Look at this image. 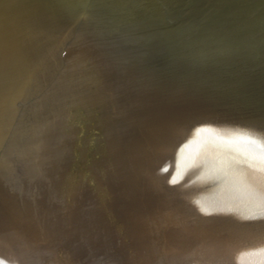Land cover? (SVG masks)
<instances>
[{
  "label": "bare ground",
  "instance_id": "bare-ground-1",
  "mask_svg": "<svg viewBox=\"0 0 264 264\" xmlns=\"http://www.w3.org/2000/svg\"><path fill=\"white\" fill-rule=\"evenodd\" d=\"M115 2L0 0V264H264V0L159 68Z\"/></svg>",
  "mask_w": 264,
  "mask_h": 264
},
{
  "label": "rangeland",
  "instance_id": "rangeland-1",
  "mask_svg": "<svg viewBox=\"0 0 264 264\" xmlns=\"http://www.w3.org/2000/svg\"><path fill=\"white\" fill-rule=\"evenodd\" d=\"M98 1H100V8L102 9V11H103V13H102V15H105V13L109 10V7H108V0H98ZM115 1H117V2H115V6H114V13H115V15H116V17L118 18V16H120L121 14H124V13H127V14H129L128 15V18H127V21L126 20H124V21H117L115 24H112V27L109 29V33H115V34H119L118 36L123 40V41H128V42H130V43H133V44H138V45H136L139 49H141L140 48V46L141 47H143V46H145V47H143L141 50H144L145 51V49H147L146 51H148V53L149 52H151V53H149V54H151V56L152 57H156V59H154V63H155V66L157 67V68H159V66L160 65H162L163 63L162 62H168L169 60H171L172 59V56H174L173 54H177L179 51H181V50H183L185 47H187V45H189L192 41H193V39H194V37H196L197 36V31H199L200 30V23H201V20H205L204 19V17L206 18V20L204 21L205 23H208V21H209V23L208 24H212V26H215V28H216V30H218V31H220L221 33H225V34H230L231 36L232 35H240V33H239V31L237 30L238 28H236V26H235V24H234V22H232V21H230V22H228V23H220L219 25H216L215 23V20H217L216 19V16L217 15H219V16H223V14L221 13V10L222 9H218V7H219V4H213V2L215 1V0H208L207 2V4L206 3H203L202 4V0H196V1H198V4H195V5H192V2H189V0H157L158 2H155L156 0H138V1H135V0H115ZM129 1V2H128ZM136 3H135V2ZM143 1V2H142ZM145 1H147V2H145ZM162 1H164V2H162ZM176 1H178V2H176ZM104 2V3H103ZM125 2V3H124ZM128 2V3H127ZM131 2H132V4H131ZM137 2H139V3H137ZM171 2H172V4H171ZM174 2H175V4H174ZM189 2V3H188ZM107 3V4H106ZM170 3V4H169ZM185 3V4H184ZM210 3H212V4H210ZM129 4V5H128ZM135 4V5H134ZM158 4V5H157ZM188 5V9L191 7V10H192V12H191V10L189 9V12L186 10L187 9V5ZM125 5V6H124ZM155 5H156V7H155ZM160 5L161 6H163L162 7V9H161V7H160ZM167 5V6H166ZM175 5V6H174ZM181 5V6H180ZM184 5H186V8H185V6ZM198 5V6H197ZM205 5L207 6V7H205ZM211 5V6H210ZM128 6V7H127ZM141 8H140V7ZM144 8H143V7ZM145 6H147L146 8H145ZM158 6H159V8H158ZM168 6H171V7H168ZM173 6V7H172ZM193 6V7H192ZM195 6V7H194ZM218 6V7H217ZM122 7H124V8H122ZM127 7V8H126ZM149 7V8H148ZM152 7V8H151ZM155 7V8H154ZM166 7H168V8H166ZM178 7V8H177ZM185 8V9H181L180 10V8ZM198 9H197V8ZM204 7H205V9H204ZM215 7H216V9H215ZM138 8V9H137ZM154 8V9H153ZM175 8H177L176 10H174ZM201 8V9H200ZM124 9H126V10H124ZM144 9V10H143ZM152 9V12L150 11ZM197 10V13H196V10ZM199 9L200 10H202V9H204L203 11H199ZM210 9V10H209ZM214 9V10H213ZM105 10H107V11H105ZM146 10V11H145ZM149 10V11H148ZM159 10V11H158ZM165 10H167V11H165ZM220 11V12H218V11ZM167 12V13H165V12ZM175 11H178V13L176 14V12ZM180 11V12H179ZM188 13H187V12ZM199 11V12H198ZM144 12V13H143ZM148 12V13H147ZM158 12V13H157ZM163 12V13H162ZM174 12V13H173ZM182 12V13H181ZM186 12V13H185ZM193 12H195L196 14H193ZM200 12H202V14L200 13ZM207 12L209 13V14H207ZM120 13V14H119ZM140 13V14H139ZM171 13H172V16H171ZM181 13V14H180ZM184 13L185 14H187L186 16H183L184 15ZM201 14V15H199V14ZM216 13V14H215ZM219 13H221V14H219ZM143 14H144V16H146V17H144L143 16ZM145 14H147V15H145ZM148 14H150V15H148ZM151 14H152V17H150L151 16ZM156 14V15H155ZM162 14H163V16H162ZM183 14V15H182ZM191 15V16H189V15ZM193 14V15H192ZM205 16H204V15ZM213 14V15H212ZM159 15V16H158ZM162 17H161V16ZM165 15V16H164ZM183 17H182V16ZM209 15V16H208ZM134 16V17H133ZM136 16V17H135ZM167 16V17H166ZM175 16V17H174ZM189 16V17H188ZM196 16H200L199 18L197 17L196 18ZM204 16V17H203ZM138 17V18H137ZM154 17H156V18H154ZM159 17V18H158ZM170 17H172V18H170ZM178 17V18H177ZM181 17V18H180ZM185 17H186V19H185ZM136 18H137V20H136ZM163 18H164V20H163ZM176 18V19H175ZM183 18V19H182ZM191 20H190V19ZM193 18H194V20H193ZM203 18V19H202ZM207 18H208V21H207ZM209 18H210V20H209ZM215 18V19H214ZM134 19V20H133ZM143 19V20H142ZM159 19H160V21H159ZM166 19V20H165ZM167 19H170L169 21L167 20ZM175 19V20H174ZM181 19V23L179 22V20ZM198 19V20H197ZM142 20V21H141ZM176 20H178V21H176ZM129 21V22H128ZM136 21V22H135ZM144 21V22H143ZM162 21V22H161ZM172 21H174V22H172ZM175 21H176V23H175ZM186 21V22H185ZM188 21H189V24H187V26L185 25L186 23H188ZM197 21L199 22V23H197ZM145 22H147L146 24H145ZM158 22V23H157ZM164 22V23H163ZM170 22H172V23H170ZM178 22V23H177ZM192 22V23H191ZM203 22V23H204ZM123 23V24H122ZM125 23V24H124ZM138 23V24H137ZM143 23V24H142ZM151 23V24H150ZM185 23V24H184ZM195 23V24H194ZM127 24V25H126ZM137 24V25H136ZM139 24H141V25H139ZM145 24V25H144ZM170 24H172V25H170ZM179 24L181 25V27L179 26ZM190 24H192V25H190ZM196 24H197V26L198 25H200V26H196ZM224 24V25H223ZM134 25H136V28H135V26L133 27ZM139 25V27H137ZM147 25V26H146ZM150 25V26H149ZM153 25V26H152ZM158 25H160V27H158ZM174 25H176V26H174ZM177 25H178V28H176L177 27ZM184 25V26H183ZM190 25V26H189ZM228 25V26H227ZM233 27H231V26ZM152 26V27H151ZM155 26V27H154ZM157 26V27H156ZM193 26V27H192ZM219 26V27H218ZM221 26V27H220ZM129 27V28H128ZM132 27H133V29H132ZM143 27V28H142ZM162 27V28H161ZM166 27V28H165ZM176 29H175V28ZM185 27V28H184ZM186 27H187V29H186ZM191 27V28H190ZM122 28V29H121ZM147 28H149V29H147ZM152 28H155V29H152ZM158 28H160V29H157ZM196 28H198V29H196ZM220 28V29H219ZM119 31H118V30ZM127 29V30H126ZM128 29H130V30H128ZM132 29V30H131ZM139 29V30H138ZM142 31H141V30ZM146 31H145V30ZM162 29V30H161ZM168 29V30H167ZM170 29H171V31H170ZM174 29V30H173ZM186 29V30H185ZM191 29V30H190ZM222 29V30H221ZM121 30H123V32L121 31ZM125 30V31H124ZM134 30V31H133ZM153 32H152V31ZM155 30V31H154ZM161 30V31H160ZM197 30V31H196ZM116 31H118L117 33H116ZM127 31V32H126ZM130 31H131V33H130ZM140 31V32H139ZM149 31V32H148ZM162 31H164V32H162ZM183 33H181V32ZM223 31V32H222ZM120 32H122V33H120ZM135 32V33H134ZM138 32V33H137ZM142 32V33H141ZM145 32V33H144ZM146 32H148V33H146ZM152 34H151V33ZM154 32H156V37H155V33ZM157 32H159V33H157ZM170 32V33H169ZM190 32V33H189ZM197 32V33H196ZM238 34H237V33ZM124 33V34H123ZM127 33V34H126ZM130 33V34H129ZM153 33H154V35H153ZM164 33V34H163ZM166 33L168 34L167 36H165L166 35ZM173 33V34H172ZM192 33H193V36H192ZM133 34V35H132ZM146 34H151L150 36L152 37H150L149 35L147 36ZM185 34V35H184ZM124 35V36H123ZM135 35V36H134ZM142 35V36H141ZM172 36V37H170V36ZM176 37H175V36ZM181 35V36H180ZM255 35V36H254ZM256 35L258 36V32L257 33H255V34H253V35H251V36H249L247 39H243L242 41L244 42V45L242 46L243 47V52H248L250 49V39L252 38V37H254V39H255V37H256ZM148 38H147V37ZM154 36V37H153ZM185 37V39H184V37ZM187 36V37H186ZM188 36H190V37H188ZM129 37V38H128ZM135 37H136V39H135ZM141 37V38H140ZM145 37V38H144ZM159 37H161V38H159ZM167 37H168V39H167ZM192 37V38H191ZM234 37V36H233ZM150 38L152 39V41L150 40ZM153 38H154V41H153ZM176 38V41L174 40ZM182 40V39H184L183 40V42H181L180 40ZM187 38V39H186ZM189 38V39H188ZM135 41H137V42H135ZM139 39H140V41H139ZM143 39H144V41H143ZM165 39V40H164ZM171 39V40H170ZM254 39H251L252 41L254 40ZM147 40H150V41H147ZM161 40H163L162 42H164V43H162L161 42ZM170 42H169V41ZM244 40H246L247 41V43H246V41H244ZM249 40V41H248ZM133 41V42H132ZM141 41H143L142 43H141ZM147 41V42H146ZM159 41L161 42V43H159ZM166 41H167V43H166ZM172 41H173V43H172ZM149 42H151V43H149ZM179 42H181L182 44H180ZM188 42V43H187ZM145 43H147V44H144ZM154 43V45H151V44H153ZM156 43H158V44H156ZM178 43H179V45H178ZM140 44H142V45H140ZM245 44H247V45H245ZM150 45H151V47H150ZM175 45H176V47H175ZM179 47H178V46ZM164 46V48H162ZM166 46V47H165ZM156 47V48H155ZM161 47V48H160ZM168 47V48H167ZM170 47H171V49H170ZM178 47V48H177ZM247 47V48H246ZM150 48H151V51H149L150 50ZM149 49V50H148ZM156 49V50H155ZM158 49V50H157ZM173 49V50H172ZM186 49V48H185ZM245 49H249V50H245ZM153 50V51H152ZM165 50V51H164ZM176 50H179V51H176ZM170 51V52H169ZM160 54H159V53ZM165 52H166V54H167V56H166V54H165ZM162 53H163V56H162ZM169 53V54H168ZM154 54H159V55H154ZM166 57H165V56ZM162 57V59L160 58V57ZM239 57H240V55H238V56H236L235 57V59H237V60H239ZM167 58V59H166ZM169 59V60H168ZM158 61V62H157ZM157 62V63H156ZM240 65L239 66H241V67H245L244 66V64H242L241 62H238Z\"/></svg>",
  "mask_w": 264,
  "mask_h": 264
},
{
  "label": "water",
  "instance_id": "water-1",
  "mask_svg": "<svg viewBox=\"0 0 264 264\" xmlns=\"http://www.w3.org/2000/svg\"><path fill=\"white\" fill-rule=\"evenodd\" d=\"M71 5L73 6V8L75 9L74 11L76 13H79L81 16H85V17H89L92 18V20L94 19H100V21H103L102 23H106L109 22V18L107 17L108 14H111L110 11H107L105 13V15H102L101 13H103L102 9L100 8V1L98 0H70ZM107 4V3H106ZM108 5V4H107ZM109 7V6H108ZM111 16V15H110ZM121 16V15H120ZM119 17L118 21L122 22L124 20H127V18L124 17ZM117 18V17H116ZM122 18V19H121ZM112 20V19H111ZM106 21V22H105ZM112 34V33H111ZM121 41H123L121 39ZM126 42V41H125ZM128 42V41H127ZM130 43V42H128ZM132 46L137 47L135 44L130 43ZM147 53V52H146ZM146 57V56H145ZM151 59L153 60V64L154 63V59L152 56H150Z\"/></svg>",
  "mask_w": 264,
  "mask_h": 264
}]
</instances>
